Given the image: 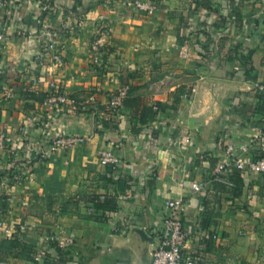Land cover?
Instances as JSON below:
<instances>
[{
    "label": "crops",
    "instance_id": "crops-1",
    "mask_svg": "<svg viewBox=\"0 0 264 264\" xmlns=\"http://www.w3.org/2000/svg\"><path fill=\"white\" fill-rule=\"evenodd\" d=\"M156 1L152 14L128 0L0 4V134L10 139L0 149V264H34L15 256L14 237L38 254L70 237L64 264H148L174 199L182 202L185 257L264 264V173H240V194L228 199L231 160L264 155V0ZM36 17L46 18V30ZM35 53H44L42 65L27 63ZM51 83L76 101L93 100L95 110L43 107ZM123 86L126 97L159 107L153 120L134 127L130 108H108ZM107 120L116 129L102 128ZM58 136L88 141L50 152ZM104 150L119 159L111 180L99 162ZM197 182L205 185L192 191ZM92 194L121 203L98 219Z\"/></svg>",
    "mask_w": 264,
    "mask_h": 264
},
{
    "label": "built area",
    "instance_id": "built-area-1",
    "mask_svg": "<svg viewBox=\"0 0 264 264\" xmlns=\"http://www.w3.org/2000/svg\"><path fill=\"white\" fill-rule=\"evenodd\" d=\"M5 0L0 1V4H4ZM133 6L140 11H144L147 14H152L157 8L156 0H134L132 3ZM45 7L43 10H46ZM36 23L40 25L43 29L46 28V18L36 17ZM33 34L31 31L29 33ZM1 38V34H0ZM30 43V40H28ZM43 43V50L47 53L52 46L51 39L48 37V33L45 32ZM91 51L94 55L93 61L97 62L100 52V44L98 41L93 42ZM43 54L35 53L31 58H27V63H31L29 61L32 59L38 65L43 64ZM54 59H58V56H54ZM30 71V70H29ZM32 72V71H30ZM32 75V73H30ZM51 93L47 97V99L43 102V107L53 110L57 114L64 113H75V112H85L87 105L95 106L94 101H76L75 99L66 95L60 88V85L57 83H51ZM127 86H123L117 90V92L112 93L109 97L108 108L111 111H116L122 107L123 100L127 96ZM261 90L264 91V83L261 85ZM3 93L9 94L10 89L7 86L4 87ZM95 110V109H94ZM28 127L35 126V123L31 120L26 122ZM23 131L25 129H22ZM3 141L10 142L9 138H6L4 133L0 134V149L2 148ZM88 141V138L77 137V136H58L54 137L49 146L50 152H57L59 150H63L68 146L75 144H83ZM9 151L16 152L17 148L12 146ZM228 152H231V147H229ZM99 162L101 165L106 164H119V159L115 157L109 151H102L100 153ZM231 166L233 169L239 172L250 171L252 173H264V157L261 155H257V158L244 162L238 158H233L231 160ZM224 167L220 166L219 170H222ZM205 185L203 182L193 183L191 186L192 191H198ZM182 202L180 200H171L167 202L165 211L161 218L159 236H160V245L154 249L151 259L148 264H195L194 258L190 256L183 255V249L187 239V233L183 228L182 222ZM1 227V222H0ZM58 242V241H57ZM71 238L66 237L58 242L59 247L67 251L68 246L71 244ZM65 255L61 258L64 259ZM37 264H52V259L45 257L44 253H39L36 256Z\"/></svg>",
    "mask_w": 264,
    "mask_h": 264
},
{
    "label": "trees",
    "instance_id": "trees-1",
    "mask_svg": "<svg viewBox=\"0 0 264 264\" xmlns=\"http://www.w3.org/2000/svg\"><path fill=\"white\" fill-rule=\"evenodd\" d=\"M115 2V0H112V2ZM131 1V3L134 2V0H128ZM42 16V15H41ZM122 106H126L132 110L131 116H130V123L132 126H141L146 124L148 121L153 120L156 114L158 113L159 107L154 105H147L143 104L141 99L139 97H125L123 100ZM96 108L95 106L87 105L85 112H92ZM262 109V108H261ZM102 128L104 129H116V126L111 123V121H103ZM133 128V127H132ZM134 132H137V130H134ZM264 157V155H262ZM41 163H39L40 165ZM118 171V165L115 164H106V174H108L107 180H111L114 173ZM240 173L238 171H232L231 173V179L234 182V188L230 192L228 199H234L237 198L240 194V188L242 186V178ZM118 179V185L121 190H124L127 188V181L128 177L120 174ZM7 200V199H6ZM91 203V206L93 208V211L95 213V217L102 220H107L109 217H99L97 216L99 212L107 211L112 212L116 210L120 205V200L116 199L115 195H108L105 196L103 200L100 199L99 195L92 194L89 199ZM2 206H5L3 204ZM11 245L13 249H17L19 253L15 254L16 257H22L23 254L24 257H26L27 260L32 261L34 264H37L36 256L38 253L31 249L29 246H27V243L25 241H20L17 237H14L11 239ZM45 257H52L53 261L52 264H64L66 259H59L62 255V249L59 247L58 242L55 240L48 242V249L46 252H44Z\"/></svg>",
    "mask_w": 264,
    "mask_h": 264
}]
</instances>
